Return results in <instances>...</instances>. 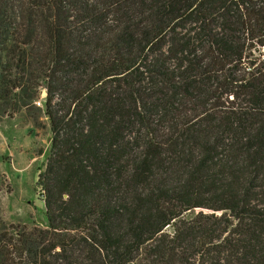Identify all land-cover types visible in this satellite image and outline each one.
I'll list each match as a JSON object with an SVG mask.
<instances>
[{
    "label": "trees",
    "instance_id": "obj_1",
    "mask_svg": "<svg viewBox=\"0 0 264 264\" xmlns=\"http://www.w3.org/2000/svg\"><path fill=\"white\" fill-rule=\"evenodd\" d=\"M15 118L45 227L0 264H264V0H0Z\"/></svg>",
    "mask_w": 264,
    "mask_h": 264
},
{
    "label": "rangeland",
    "instance_id": "obj_2",
    "mask_svg": "<svg viewBox=\"0 0 264 264\" xmlns=\"http://www.w3.org/2000/svg\"><path fill=\"white\" fill-rule=\"evenodd\" d=\"M45 124L36 129L20 118L0 124V226L45 227L44 198L37 185L52 139Z\"/></svg>",
    "mask_w": 264,
    "mask_h": 264
},
{
    "label": "water",
    "instance_id": "obj_3",
    "mask_svg": "<svg viewBox=\"0 0 264 264\" xmlns=\"http://www.w3.org/2000/svg\"><path fill=\"white\" fill-rule=\"evenodd\" d=\"M44 94H45V93H43V95H42L43 97L45 96Z\"/></svg>",
    "mask_w": 264,
    "mask_h": 264
}]
</instances>
